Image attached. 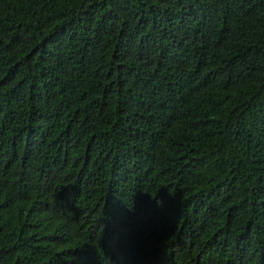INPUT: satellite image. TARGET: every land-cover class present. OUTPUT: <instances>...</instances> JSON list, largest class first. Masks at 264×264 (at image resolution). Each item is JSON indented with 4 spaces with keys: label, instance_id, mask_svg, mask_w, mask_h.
<instances>
[{
    "label": "trees",
    "instance_id": "1",
    "mask_svg": "<svg viewBox=\"0 0 264 264\" xmlns=\"http://www.w3.org/2000/svg\"><path fill=\"white\" fill-rule=\"evenodd\" d=\"M0 264H264V0H0Z\"/></svg>",
    "mask_w": 264,
    "mask_h": 264
}]
</instances>
